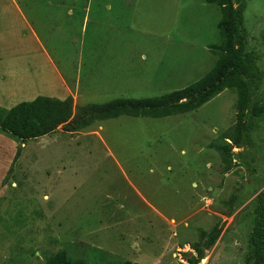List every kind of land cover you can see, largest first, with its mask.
<instances>
[{
  "label": "rangeland",
  "instance_id": "1",
  "mask_svg": "<svg viewBox=\"0 0 264 264\" xmlns=\"http://www.w3.org/2000/svg\"><path fill=\"white\" fill-rule=\"evenodd\" d=\"M220 19L205 0H0V107L66 99L56 75L79 108L181 90L213 68ZM243 28L264 74V0H245ZM236 103L224 90L165 119L121 116L23 145L0 134V264L62 250L87 264H190L199 232L215 228L199 264H243L264 189V122L229 171L208 147L231 132Z\"/></svg>",
  "mask_w": 264,
  "mask_h": 264
},
{
  "label": "trees",
  "instance_id": "2",
  "mask_svg": "<svg viewBox=\"0 0 264 264\" xmlns=\"http://www.w3.org/2000/svg\"><path fill=\"white\" fill-rule=\"evenodd\" d=\"M218 7L221 19L217 24L220 45L209 50L216 57L213 68L196 83L156 98L116 99L104 104H91L83 108L74 106L72 97L58 100L40 96L31 102L19 103L9 110L0 107V134L23 145L51 135L62 128L67 132L86 130L95 123L124 116L134 119H165L193 112L224 90L237 95L236 120L229 134H223L208 147L219 155L224 170L232 167L233 150H250L251 134L264 122V100L257 92L264 79L258 61L262 57L246 48L247 34L243 28L245 0H205ZM226 140H229L228 143ZM236 157L243 159L241 151ZM249 163H246L247 168ZM235 198L224 203L232 210ZM253 226L248 236L247 253L243 264H264V189L250 203ZM220 230L200 231L198 242L192 245L196 254L190 264H199L204 251L210 249ZM86 259H73L64 250L45 257L44 264H87ZM95 264H129L98 259Z\"/></svg>",
  "mask_w": 264,
  "mask_h": 264
},
{
  "label": "crops",
  "instance_id": "3",
  "mask_svg": "<svg viewBox=\"0 0 264 264\" xmlns=\"http://www.w3.org/2000/svg\"><path fill=\"white\" fill-rule=\"evenodd\" d=\"M19 15H20V17H21L23 20H25L24 17L22 16V14L19 13ZM25 22H26V21H25ZM43 56H44V53H43ZM48 62H49V64H51L52 70L57 74V73H58V70L56 69V67L54 66V64H52L51 61H49V59H48ZM42 67H43V65L41 66V70H43ZM56 74H55V75H56ZM56 76L59 77V80H60L59 87L61 88V91L63 90V93L67 94V95L65 96V98L68 97V96H71V97H72L73 95H72V93H71V91H70V88L68 87L67 82H66V81H63V79H62L59 75H56ZM29 80H30V81L28 82V84H29L30 87H32L33 84H34V82H33V80H32V77H31ZM56 83H57V82H56ZM31 84H32V85H31ZM38 84H39V83H38ZM53 85H54V87H55V83H54ZM35 87H36V86H35ZM55 99H56V98H55Z\"/></svg>",
  "mask_w": 264,
  "mask_h": 264
},
{
  "label": "clouds",
  "instance_id": "4",
  "mask_svg": "<svg viewBox=\"0 0 264 264\" xmlns=\"http://www.w3.org/2000/svg\"><path fill=\"white\" fill-rule=\"evenodd\" d=\"M71 97V96H70ZM65 100V99H64Z\"/></svg>",
  "mask_w": 264,
  "mask_h": 264
}]
</instances>
